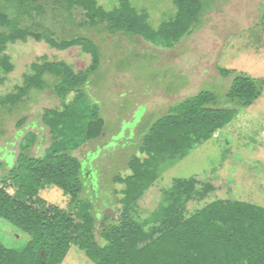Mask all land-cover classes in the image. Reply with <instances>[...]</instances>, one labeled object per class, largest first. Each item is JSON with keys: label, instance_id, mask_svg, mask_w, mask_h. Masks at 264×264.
I'll list each match as a JSON object with an SVG mask.
<instances>
[{"label": "trees", "instance_id": "trees-1", "mask_svg": "<svg viewBox=\"0 0 264 264\" xmlns=\"http://www.w3.org/2000/svg\"><path fill=\"white\" fill-rule=\"evenodd\" d=\"M173 1L175 17L154 30L147 16L128 1L106 11L96 0H0V55L10 43L33 38L58 50L81 46L93 58L92 65L78 73L63 61L34 64V74L26 76L17 94L0 97V114L24 103L23 97L34 90H50L61 101L60 109L44 110L42 121L49 128L51 143L43 154H30L37 136L28 133L12 168L0 176V220L29 237L21 252L0 242V264H62L73 245L95 264H264V207L214 199L197 209L189 208L191 201L204 202L210 197L214 192L210 182L196 177L175 179L163 190L164 205L146 216L140 212L139 201L168 166L210 140L235 117L236 110L220 107L209 91L182 100L151 123L140 142V155H133L128 163L131 174L114 179L124 185L119 216L102 230L103 243L96 238L92 204L83 197L85 163L77 151L99 139L105 127L99 105L84 90L100 66L99 48L84 37L56 40L37 17L44 16L49 3L65 9L69 18L72 10L80 8L86 17L81 24L85 28L119 32L131 39L140 36L172 48L199 23L206 6L205 0ZM27 22L32 24L26 26ZM36 27L45 33L35 32ZM9 60L3 56L0 61L6 73L13 69ZM220 73L235 74L226 95L228 102L249 107L261 97L263 79L226 69ZM24 122L19 121V126ZM1 126L0 119V137ZM50 186L69 197L68 209L40 197L41 190Z\"/></svg>", "mask_w": 264, "mask_h": 264}, {"label": "rangeland", "instance_id": "rangeland-1", "mask_svg": "<svg viewBox=\"0 0 264 264\" xmlns=\"http://www.w3.org/2000/svg\"><path fill=\"white\" fill-rule=\"evenodd\" d=\"M106 11L128 1L148 24L157 30L176 15L173 0H96ZM200 21L188 35L172 48L129 38L122 33L110 34L101 29L81 26L84 12L75 8L71 18L65 9L49 3L45 14L37 17L56 40L84 37L99 48L100 66L84 87L89 98L99 105L105 127L102 136L77 151L85 163L86 190L96 217L95 235L99 243L102 230L115 222L121 210V190L117 176L130 175L128 163L152 122L167 114L182 100L201 91L218 98L220 107L235 109L236 115L223 129L185 158L161 174L156 184L139 201L143 216L164 205L163 190L175 179L196 177L210 182L214 192L204 201H191L197 209L214 199H233L264 207V89L249 107H240L226 99L235 74L223 76L221 69L245 73L264 80V0H205ZM32 23L27 22L26 26ZM35 32L45 33L36 27ZM13 65L11 72L0 68V97L17 94L26 76L34 74L33 65L65 62L78 73L93 63L92 55L75 46L58 50L45 40L29 38L27 42L8 45L4 55ZM73 95L68 97V100ZM24 103L0 114V176L12 168L28 133L37 136L30 150L40 156L51 143L49 128L43 124L45 109H60L61 101L50 90L31 91ZM25 119L22 126L19 121ZM12 192V189L9 190ZM47 203L68 209L69 197L55 186L41 190ZM106 221V223H105ZM105 224H104V223ZM28 236L4 219L0 220V242L7 248L22 251ZM62 264H95L76 246H72Z\"/></svg>", "mask_w": 264, "mask_h": 264}]
</instances>
